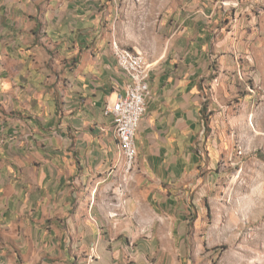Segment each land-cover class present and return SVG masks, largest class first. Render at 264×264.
I'll return each mask as SVG.
<instances>
[{"label":"crops","instance_id":"1","mask_svg":"<svg viewBox=\"0 0 264 264\" xmlns=\"http://www.w3.org/2000/svg\"><path fill=\"white\" fill-rule=\"evenodd\" d=\"M101 2L0 0V264L78 261L68 249L76 234L99 257L90 218L104 217L107 207L94 192L85 198L89 181L108 189L120 151L104 109L128 81L113 53L116 40L99 26ZM204 36L184 26L149 61V96L135 134L136 186L126 212L175 216L177 229L195 181L219 178L199 149Z\"/></svg>","mask_w":264,"mask_h":264},{"label":"rangeland","instance_id":"2","mask_svg":"<svg viewBox=\"0 0 264 264\" xmlns=\"http://www.w3.org/2000/svg\"><path fill=\"white\" fill-rule=\"evenodd\" d=\"M97 12L101 30L148 61L184 26L205 33V126L199 149L219 178L195 181L189 213L180 216L185 226L177 229L175 216L126 212L136 183L124 175L118 153L107 191H101L104 183L89 181L85 198L94 192L98 206L107 207L104 217L90 218L97 227L99 257L84 241L75 242L76 234L68 249L78 261L67 264H264V0H103ZM182 20L187 23L179 27ZM206 173L207 167L198 171ZM120 184L126 186V204L110 216Z\"/></svg>","mask_w":264,"mask_h":264},{"label":"built area","instance_id":"3","mask_svg":"<svg viewBox=\"0 0 264 264\" xmlns=\"http://www.w3.org/2000/svg\"><path fill=\"white\" fill-rule=\"evenodd\" d=\"M112 47L116 63L126 74L128 81L123 87V92H118L115 99L106 104L104 113L112 117V131L124 160V175L128 178L136 167L135 134L149 96L151 63L140 51L122 48L117 42H113ZM4 140L5 138H0V147ZM125 195L126 186L120 184L116 191V203L110 209V216L123 210L126 204Z\"/></svg>","mask_w":264,"mask_h":264},{"label":"trees","instance_id":"4","mask_svg":"<svg viewBox=\"0 0 264 264\" xmlns=\"http://www.w3.org/2000/svg\"><path fill=\"white\" fill-rule=\"evenodd\" d=\"M204 115V114H203ZM205 118V117H204ZM206 124V123H205Z\"/></svg>","mask_w":264,"mask_h":264}]
</instances>
